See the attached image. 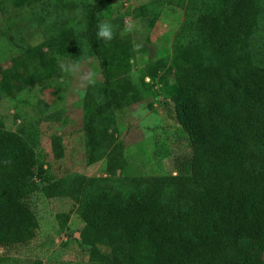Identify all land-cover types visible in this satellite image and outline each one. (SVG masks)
Masks as SVG:
<instances>
[{"label": "rangeland", "instance_id": "374dc122", "mask_svg": "<svg viewBox=\"0 0 264 264\" xmlns=\"http://www.w3.org/2000/svg\"><path fill=\"white\" fill-rule=\"evenodd\" d=\"M97 1L0 0V130L20 133L34 149L39 185L26 201L36 237L0 246V264H103L91 252L111 246L78 213L98 191L125 200L159 189L162 211L183 207L175 185L161 183L188 172L187 135L169 98L182 67L224 69L245 57L264 66V0H254L257 30L228 55L203 39L202 18L220 0H108L97 12L98 24L111 23L115 33L98 40L105 76L86 35Z\"/></svg>", "mask_w": 264, "mask_h": 264}, {"label": "trees", "instance_id": "16d2710c", "mask_svg": "<svg viewBox=\"0 0 264 264\" xmlns=\"http://www.w3.org/2000/svg\"><path fill=\"white\" fill-rule=\"evenodd\" d=\"M107 2L90 4L86 16V35L105 76L96 31L97 12ZM259 14L254 0H220L202 18L206 47L230 54L257 30ZM169 98L190 158L188 172L161 183L175 185V200L183 207L162 211L159 189L133 191L125 200L118 192L90 194L79 216L111 246L91 253L103 264H264V66L248 57L224 69L187 63ZM86 131L94 143L92 118ZM35 164L34 149L20 133L0 130L3 248L36 237L38 224L26 202L39 190Z\"/></svg>", "mask_w": 264, "mask_h": 264}, {"label": "clouds", "instance_id": "9594fccd", "mask_svg": "<svg viewBox=\"0 0 264 264\" xmlns=\"http://www.w3.org/2000/svg\"><path fill=\"white\" fill-rule=\"evenodd\" d=\"M131 27V25H130ZM114 29L111 23L108 22H102L98 24L97 31H96V37L98 40L103 39L106 41H111L114 38ZM89 83L92 82L91 80V74H89Z\"/></svg>", "mask_w": 264, "mask_h": 264}]
</instances>
